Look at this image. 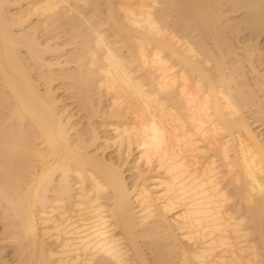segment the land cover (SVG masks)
<instances>
[{
  "label": "bare ground",
  "instance_id": "6f19581e",
  "mask_svg": "<svg viewBox=\"0 0 264 264\" xmlns=\"http://www.w3.org/2000/svg\"><path fill=\"white\" fill-rule=\"evenodd\" d=\"M264 0H0V264H264Z\"/></svg>",
  "mask_w": 264,
  "mask_h": 264
},
{
  "label": "rangeland",
  "instance_id": "374dc122",
  "mask_svg": "<svg viewBox=\"0 0 264 264\" xmlns=\"http://www.w3.org/2000/svg\"><path fill=\"white\" fill-rule=\"evenodd\" d=\"M259 42H260V45H262V43H264V41H262V36L259 38Z\"/></svg>",
  "mask_w": 264,
  "mask_h": 264
}]
</instances>
